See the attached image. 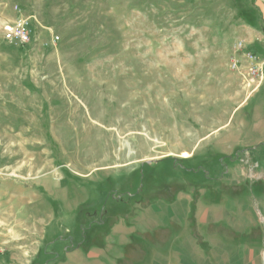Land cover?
Returning a JSON list of instances; mask_svg holds the SVG:
<instances>
[{
	"label": "rangeland",
	"instance_id": "obj_1",
	"mask_svg": "<svg viewBox=\"0 0 264 264\" xmlns=\"http://www.w3.org/2000/svg\"><path fill=\"white\" fill-rule=\"evenodd\" d=\"M25 18L32 40L7 39ZM263 45L264 0H0V262L33 250L92 170L226 122L255 84L244 54ZM169 163L155 174L174 176Z\"/></svg>",
	"mask_w": 264,
	"mask_h": 264
},
{
	"label": "crops",
	"instance_id": "obj_2",
	"mask_svg": "<svg viewBox=\"0 0 264 264\" xmlns=\"http://www.w3.org/2000/svg\"><path fill=\"white\" fill-rule=\"evenodd\" d=\"M164 160L174 176L155 174ZM88 176L35 248L0 264H264V72L192 147Z\"/></svg>",
	"mask_w": 264,
	"mask_h": 264
},
{
	"label": "built area",
	"instance_id": "obj_3",
	"mask_svg": "<svg viewBox=\"0 0 264 264\" xmlns=\"http://www.w3.org/2000/svg\"><path fill=\"white\" fill-rule=\"evenodd\" d=\"M4 35L9 40H16L19 44H27L32 40L31 28L27 18L22 19L14 25H3ZM236 49L243 47V42L238 41L235 44ZM244 69L240 71L245 80L249 82H256L263 78L264 72V54L259 58L254 52H247L244 54ZM239 60L232 61V67L238 69L240 65Z\"/></svg>",
	"mask_w": 264,
	"mask_h": 264
},
{
	"label": "bare ground",
	"instance_id": "obj_4",
	"mask_svg": "<svg viewBox=\"0 0 264 264\" xmlns=\"http://www.w3.org/2000/svg\"><path fill=\"white\" fill-rule=\"evenodd\" d=\"M181 155L182 156H188V153L187 152H183Z\"/></svg>",
	"mask_w": 264,
	"mask_h": 264
}]
</instances>
